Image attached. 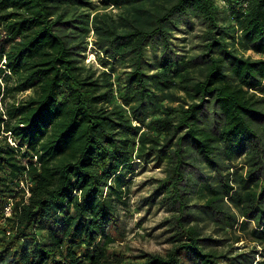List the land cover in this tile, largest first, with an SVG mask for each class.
I'll use <instances>...</instances> for the list:
<instances>
[{"label":"trees","instance_id":"obj_1","mask_svg":"<svg viewBox=\"0 0 264 264\" xmlns=\"http://www.w3.org/2000/svg\"><path fill=\"white\" fill-rule=\"evenodd\" d=\"M100 2L0 0V264H264V0ZM151 162L173 246L130 255L121 211Z\"/></svg>","mask_w":264,"mask_h":264},{"label":"rangeland","instance_id":"obj_2","mask_svg":"<svg viewBox=\"0 0 264 264\" xmlns=\"http://www.w3.org/2000/svg\"><path fill=\"white\" fill-rule=\"evenodd\" d=\"M95 7L102 8L100 0H92ZM219 6L223 8L220 3ZM102 10V9H100ZM107 11L111 8L106 9ZM113 12L117 10L113 9ZM203 25L193 18L187 25H182L176 31L175 43L182 53L186 55L197 54L200 52L203 39ZM95 33L91 31L89 37V46L85 55L87 63L94 62L96 66L103 67L100 63L101 53H97L93 41ZM255 58L262 57L252 51L246 52ZM152 62H156L154 52L149 54ZM28 91L27 93H30ZM211 118V114H209ZM208 120V119H207ZM163 166L158 167L153 162L143 163L138 166L136 173L131 177L130 192L127 197V206L121 211L122 241H117L115 246L122 249L130 255H136L141 252L165 253L173 246V222L172 213L163 203L162 196L157 195L159 181L164 177ZM194 203L199 201L195 199ZM207 227L206 233H213V226L207 217L201 220ZM245 241L235 245L240 249Z\"/></svg>","mask_w":264,"mask_h":264},{"label":"built area","instance_id":"obj_3","mask_svg":"<svg viewBox=\"0 0 264 264\" xmlns=\"http://www.w3.org/2000/svg\"><path fill=\"white\" fill-rule=\"evenodd\" d=\"M13 213V208H12V200L7 204L4 210V217L0 221V237L4 234L3 230L1 229L2 224L5 223L7 217H11ZM11 230L7 231V234H10Z\"/></svg>","mask_w":264,"mask_h":264}]
</instances>
